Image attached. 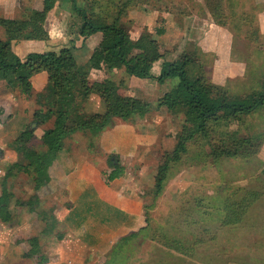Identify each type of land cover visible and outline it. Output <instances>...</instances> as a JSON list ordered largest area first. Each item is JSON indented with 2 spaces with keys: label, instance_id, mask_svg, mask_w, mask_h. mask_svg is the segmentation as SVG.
Returning <instances> with one entry per match:
<instances>
[{
  "label": "rangeland",
  "instance_id": "rangeland-1",
  "mask_svg": "<svg viewBox=\"0 0 264 264\" xmlns=\"http://www.w3.org/2000/svg\"><path fill=\"white\" fill-rule=\"evenodd\" d=\"M77 2L85 4L86 0ZM98 2L101 6L98 10L111 19L122 10L118 22L128 33L135 29L133 16L137 20L145 16L151 24L156 19L153 16L158 14L156 26L163 27L165 10L176 20V28L167 29L175 44L170 40L165 44L168 48H162L163 61L181 55L195 60L205 78L221 85L229 97L260 89L264 79V20L255 16L259 7L255 1ZM242 14L248 15L246 20L239 18ZM0 35L4 37L1 26ZM198 42L206 48L216 46L218 51H206ZM72 51L76 62L83 64L89 50L78 47ZM138 54L131 53L128 60L132 62ZM216 57L218 63L214 62ZM229 61L237 63L238 69L230 70ZM223 65L229 72H235L232 77L225 75ZM106 77L115 82L122 80L119 92L149 102V112L128 120L114 119L108 135L109 140H115L109 142L124 137L128 143L117 148L119 152L113 149L116 145L108 153L101 148L100 136L105 129L94 136L76 132L65 138L48 168L52 187L45 186L46 183L39 188H34L33 172L22 158V145L17 140L22 137V130L30 127L33 137L27 145L44 148L42 133L52 126L54 116L37 124L33 122V113L44 112L53 105L45 94L37 97L46 90L47 81L32 76L33 88L25 94L9 88L0 79V192L2 179L10 192L7 204L10 217L5 222L0 220V264H37L41 254L46 259L51 254L56 263L60 260L57 254L62 252L66 260L75 264H264V105L228 122H208L205 132L187 141L185 152L169 162L162 188L156 193L157 167L164 153L173 149L185 120L182 111H171L158 104L176 80L158 83L152 78L147 83L144 81L145 84L132 82L123 68L114 73L89 69L87 74L89 83ZM81 78L76 82L75 90H78L74 92L73 106L91 112L88 104L96 96L91 94L84 99L79 93ZM134 141L149 144L144 154L148 162L143 166L147 181L125 185L123 179L111 185L104 178V172L110 170L107 164L110 154L118 156L124 172L127 168L128 173L136 175L142 170L127 156L132 152L129 150ZM143 149L138 148L137 158ZM90 184L97 185L105 198L109 195L120 201L121 206L132 202L131 226L121 228L118 223L102 222L103 216L109 214L103 210L111 207L95 195L88 196ZM110 188L115 191L111 193ZM74 206L72 215L79 217L80 222L85 219V223L79 229L70 230L63 238L66 241L56 240L64 231L55 223L56 213L62 219ZM90 209L94 211L92 216ZM50 223L54 224L52 228ZM44 227L50 231L43 234ZM32 236H39L40 249L38 246L39 251L30 257L25 253L30 248L28 238ZM82 239L91 244H84Z\"/></svg>",
  "mask_w": 264,
  "mask_h": 264
},
{
  "label": "trees",
  "instance_id": "trees-1",
  "mask_svg": "<svg viewBox=\"0 0 264 264\" xmlns=\"http://www.w3.org/2000/svg\"><path fill=\"white\" fill-rule=\"evenodd\" d=\"M54 1L43 0L44 12L51 8ZM98 1L86 0L85 4H79L77 0H69L68 25L70 29L74 28L76 39L80 36L86 38L95 32L102 33L99 43L83 64H78L73 55L72 50L76 48L74 38L69 40L68 45L56 51H32L24 58H20L11 47L12 40L26 37L25 33L29 29L30 34L27 37L45 38L47 34L41 26L42 18L38 22L0 18V26L4 29V38H0V79H3L9 88L18 89L26 94L33 88L32 76L44 71L47 81L46 90L44 93H38L37 97L45 94L53 102V105L44 112L33 113V122L37 124L54 116L52 126L44 129L42 133L44 148L34 149L27 145L29 139L33 137V131L28 127L22 130V137L17 140L22 145L21 156L33 172L34 188H39L48 182V168L56 153L62 149L65 138L76 132H88L94 136L111 126L115 118L128 120L134 115L143 116L149 112V102L119 92L122 80L115 82L105 78L89 83L87 78L89 69L111 71L123 68L127 75L154 78L158 83L175 79V85L160 97L158 104L171 111H182L185 120L173 149L164 153L163 160L157 167L154 188L155 192L159 193L169 162L177 160L180 154L185 152L187 141L205 132L208 122L217 120L228 122L250 113L257 106L264 105V79L259 90L229 97L221 85L205 78L195 60L185 55L178 56L174 60L162 61L158 75L153 76L150 71L151 66L154 61L162 57L156 36L164 33L163 27L156 26L154 34L145 30L138 38L133 39L119 25L122 10L116 12L111 19V16L98 10L101 8ZM102 9L104 10V6ZM247 16L242 14L239 18L246 20ZM133 50H137L140 54L137 59L130 62L128 57ZM80 77L82 78L79 93L85 100L91 94H97L104 105L103 111L87 112L73 106L74 92L78 90H75L76 82ZM47 92L49 94H46ZM107 164L110 170L104 172L106 182L123 176L124 167L118 161L117 155L110 154ZM1 187L0 220L5 222L10 217L7 205L10 192L5 186L4 179L1 181ZM241 203L243 199L240 200ZM28 209L32 210V207L29 206ZM50 224L52 228L54 224ZM50 228L44 227L41 231L43 234L48 233ZM38 240L39 236L28 238L30 248L25 253L26 256H32L39 251ZM44 260L45 257L40 255L39 263Z\"/></svg>",
  "mask_w": 264,
  "mask_h": 264
},
{
  "label": "crops",
  "instance_id": "crops-1",
  "mask_svg": "<svg viewBox=\"0 0 264 264\" xmlns=\"http://www.w3.org/2000/svg\"><path fill=\"white\" fill-rule=\"evenodd\" d=\"M253 1H255V3L259 6V7H257L256 12H255L256 18L260 21L264 20V0H253ZM69 8H70L69 0H55L53 5L51 6V8L46 12H44V10H43V0H0V18H8V19H16V20H23L24 19V20L33 21V22H38L42 18L41 26L47 34V36L45 38H42V39H34V38H30V37L26 36V37H23L20 39L12 40L11 47H12L13 51L20 58H24L28 52H32V51H36V52H43V51H47V50L56 51L59 48H61L62 46L67 45V43L69 42V40L71 38H74L76 48L82 47V48H86L89 50L88 55H87V58H88L90 56L93 48L99 43V41L102 37V33L101 32H95L86 38H83L80 36L76 39L75 33H74L75 32L74 28L70 29L69 25H68L69 19H70ZM158 11L159 10H157V12ZM165 12H166L165 10L162 12V17H163L162 19L163 20L166 19L165 20L166 23H165V25H163V29L165 28L164 33L156 36V40L159 43V52L161 54H163L162 48H164V49L168 48V45L165 46V44L168 43L170 40H171V44L173 46L175 44V41L173 42V37L171 36V34H169L170 32L168 30H169V27H171L172 30H174L176 28L175 27L176 20L174 21L173 17H169ZM148 14L154 15V14H150V13H145L146 16ZM157 15L158 14H156L153 17H156V19H157V17H158ZM133 17H134L133 27H135V29H130L129 36L131 38H133V39L138 38L141 35L143 29H144V31L146 30L148 32H154V28L156 27V19L154 21L152 20L151 24H148V22L144 18L145 16H143V18H140L141 20L140 19L137 20V17H135V16H133ZM168 23H169V25H168ZM258 25L260 27L261 22H260V24L258 23ZM29 30H27L28 35L30 34ZM259 31H260V28H259ZM178 33L180 34L181 31H179ZM0 38H4V37H0ZM162 43H164V46H161ZM198 43L201 45V47L203 46L200 42H198ZM202 49H205L206 51H218V48L216 46H214L212 48L202 47ZM18 50H20V51L18 52ZM134 52L138 53L137 50H133L131 53H134ZM227 53H228L227 51L224 52L225 55ZM137 58H138V56H137ZM137 58H135V59H137ZM135 59H133L132 62ZM166 60H170V59H166ZM214 60H215L214 61L215 63L219 62L217 57ZM162 61L163 60L161 57L158 60L153 62L152 66H151V70H150L151 74L153 76L158 75L159 70H160V64ZM229 62L231 63L230 65H228L230 70H232V69L237 70L238 69V67L236 66L237 63H235L234 61H229ZM221 69H222V71H225V75L227 77H232V75H234V73H235V72L234 73L229 72L224 65L222 66ZM92 70H102V69H92ZM118 70H120V69H113V70L107 71V72L108 73H114ZM33 77H36V78L39 77V79L46 80V73L44 71H42V72L36 73L35 75H33ZM106 78L109 79L108 77H106ZM128 78H130V80H132V82H137V83L140 82L141 84H145V83H147V81L150 80V79H146V78H138V77H135L133 75H128ZM144 81H145V83H144ZM33 85H34V83H33ZM93 96L94 97L96 96L95 98H91L93 102L90 104H88V102H87L89 108L91 109L90 111L91 112L103 111L104 105H103L101 99L96 94ZM89 100L90 99H88V101ZM91 106H92V108H91ZM95 106L97 108H94ZM107 129L108 128H106L104 130L105 132L103 131L101 136H100L101 137V142H100L101 148L106 153H108V151L111 149V147H113V145H116L115 147H113V149H116L115 151L119 152L117 148L124 147V145H127L128 143L124 142V137L116 139V141L114 143L109 142V141H114L115 139L112 138V140H109L108 132H110V130L109 129L107 130ZM133 131L135 132V130H133ZM140 136H142V135H140ZM141 138H144V136ZM102 141H104V143ZM134 142L135 143L131 144V149L129 150L132 152L127 153L130 155H127V154H125V155L130 157V160L133 162V164H134V162H137L138 163L137 165L140 166V168L142 170L138 171V173L136 175H133V174L131 175L130 173H128V170L126 168L123 176L109 181V183L111 182V185H114V183L116 181H123V179H124L123 182H125V185H130V184H136L137 185V183H141L143 180L147 181V179L145 178V177H147L146 172H145V169L143 166H144L145 162H148V159L145 158L144 154L146 151H148V148H149L148 145L149 144H146V142H141V141H134ZM139 147H141V149L142 148H144V149L141 151V153L139 152L140 155L137 158V151H138ZM128 175L132 176V177L128 178ZM152 176H153V174H152ZM52 182H53V179L51 178V175L49 174V180L45 186L52 187ZM61 182H63V180H61ZM115 188H117V187H115ZM85 189H83L80 192V194H79L80 197L83 196ZM89 190H90V193L88 194V196L89 195H95V197H97V199L99 201L101 200L102 203L107 204L109 207H111L110 210H107V211L105 209L103 210V211L109 213L108 215L103 216L102 222L104 224L113 225V224L118 223V225L121 228L131 226L133 218L130 214L134 213L132 211L133 210L132 205H131L132 202H128L127 204H124V206H121L120 201L112 199L109 195L106 198L104 197V195H101V193L99 192L98 186L95 184H90ZM109 190L111 193H113L115 191L114 188H110ZM92 192H93V194H92ZM121 193H123V190ZM79 195L77 198L78 202L80 199ZM115 197H118V196L116 195ZM114 200H115V202H113ZM80 201H82V200H80ZM88 205H91V203ZM75 206H74V208H70L68 210V212L63 216L62 219H60V216H58V214L56 213V216H55L56 224L58 225V227L62 226L64 229V231L60 237H55L56 240L66 241V240H64L66 237L65 235L70 230L79 229L85 223V219L81 220V222H80L79 217L77 218L74 215H72V213L74 212L73 210L75 209ZM91 207H92V205H91ZM94 207H95V205H94ZM91 209L89 211L90 216H92V214L94 213V211ZM114 213H116L117 216H115ZM1 222H4V221H1ZM57 225H55L56 229H57ZM82 242L84 244H91L90 242L87 243L85 240H83ZM38 244H39V242H38ZM38 246L40 249V244ZM88 246H90V245H88ZM34 255H32V256H34ZM41 255H43V254H41ZM51 256H52L51 254H47V256H46L47 259L45 258V260L42 263H37V264H75L73 262L66 260L63 252L57 254V257H59V259H60V260L58 259L59 262H57V260H56V263H54L55 261L53 259H51ZM38 261H39V259L37 260V262Z\"/></svg>",
  "mask_w": 264,
  "mask_h": 264
}]
</instances>
